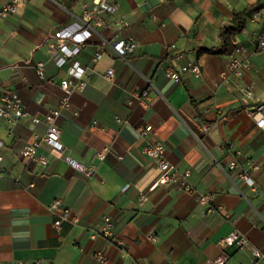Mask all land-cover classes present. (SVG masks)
Returning <instances> with one entry per match:
<instances>
[{"label":"crops","instance_id":"0c3cea01","mask_svg":"<svg viewBox=\"0 0 264 264\" xmlns=\"http://www.w3.org/2000/svg\"><path fill=\"white\" fill-rule=\"evenodd\" d=\"M8 1L0 0V6ZM91 1L27 0L15 15L0 17V86L18 91L30 113L16 123L0 118V140L6 144L0 167V264H215L222 253L227 264L253 262L249 248H223L220 242L237 229L264 252V130L243 111L249 100L237 85L219 80L229 57L199 55L198 49L219 45L221 29L240 13L246 27L237 44L248 48L252 62L241 83L253 88L252 103H264V52L254 47L255 39L264 37V19H252L264 0H115L117 15L128 21L122 36L134 37L137 49L128 60L105 51L90 62L86 88L73 92L71 107L58 118L63 154L45 146L40 154L48 157L47 165L22 158L17 150L47 130L33 117L58 105L59 82L68 76L51 59L48 42L55 30L75 23ZM102 33L114 35L110 28ZM99 49L94 37L78 59L88 63ZM193 61L201 64V76L181 72L175 79L165 72L167 66L181 71ZM39 62H45V79L35 68ZM110 66L117 72L113 81L106 76ZM145 90L148 102H139L133 94ZM148 124L153 126L148 138L163 141L178 168L191 169V182L199 192L214 194L219 211L207 213L196 192L173 186L150 190L160 171L143 153L140 129ZM96 151H104L105 158ZM69 155L93 165L95 174L88 177L70 166ZM233 160L261 193L254 194L230 169ZM141 193L147 201L140 200ZM56 197L80 216L79 224L54 226L49 203ZM106 214L124 245L93 236ZM98 251L106 262L98 260Z\"/></svg>","mask_w":264,"mask_h":264},{"label":"built area","instance_id":"2783aa9c","mask_svg":"<svg viewBox=\"0 0 264 264\" xmlns=\"http://www.w3.org/2000/svg\"><path fill=\"white\" fill-rule=\"evenodd\" d=\"M26 2L27 0H9L0 6V17L8 18L15 15L19 6ZM117 10L118 4L115 0H92L91 2L83 4L81 13L75 23L55 30L48 42V50L51 59L60 68H65L68 76L62 78L59 82L62 92L58 105L51 108L43 116L36 115L33 117L34 122L44 121L47 124L46 132L36 136L33 141L22 145L17 150L18 156L47 165L49 163L48 157L40 154L42 147L46 146L58 154H63L66 146L63 141V130L58 123V118L64 109L71 107V95L73 92L83 91L86 88V73L90 62L97 61L105 51L110 53L114 58L124 60H128L133 55L138 47V42L134 37L122 36V32L127 27L128 21L126 17L117 15ZM252 19H264V8L254 10ZM106 28L112 29L114 35L111 37L104 35L102 30ZM94 37L100 39L101 49L93 52L88 63L81 62L78 59L79 56L89 47ZM254 47L257 51L264 52V37H257L254 42ZM251 66L252 62L249 57L248 48L244 45L237 44L233 55L229 56L228 67L220 74L219 80L222 84L237 85L239 92L249 100V103L243 107V111L255 121L259 128L264 130V103H252L251 100L255 97L253 88L241 83L245 71L251 68ZM35 68L40 78L45 79V62H39ZM165 72L172 78L180 79L181 72H189L195 76H201L202 67L199 61H193L182 66L181 71L167 66ZM106 76L111 81L115 80L117 76L116 69L110 66L106 71ZM133 96L139 102L146 103L148 102L150 91H136ZM29 115L30 113L18 91L6 90L0 86V118L9 123H16L26 119ZM208 129L209 126L205 124L203 128L204 132H208ZM152 131L153 126L151 124L140 129L141 136L146 139L143 153L153 161L160 171L159 178L151 185L150 190H155L163 186H173L182 192H196L198 201L206 206L207 213L219 211L222 206L214 204V194L199 192L195 188L190 180L191 169L181 170L178 168L177 165L169 160L165 143L161 140H151L148 138ZM5 146L4 140H0V167L5 160L3 153ZM95 154L100 159H104L106 156L104 151H96ZM65 160L70 166L88 177H92L96 172V168L93 165L81 162L73 156H66ZM229 167L231 170L237 172V175L249 185L254 194L262 192L259 185L247 170L240 168L237 160L231 161ZM255 167L257 168V166ZM128 188L129 185H126L123 190L126 191ZM243 195L245 194L243 193ZM139 198L141 201L148 200V196L144 193H141ZM49 207L56 214L54 220V226L56 228H60L64 222L79 224L81 221L80 216L59 197L52 199ZM96 234L111 240L118 246L124 245L114 230V220L111 215L106 214L103 216L102 224L93 236H96ZM220 243L223 248L229 246H234L238 250L249 248L253 256V262L246 264H259V261L264 259V252L251 244L248 237L237 229L222 238ZM96 255L99 261H107V256L103 251H98ZM227 259V255L222 253L214 259V263L227 264ZM14 264L46 263L43 260H36L34 262L19 260ZM132 264H139V262L134 261Z\"/></svg>","mask_w":264,"mask_h":264},{"label":"trees","instance_id":"16d2710c","mask_svg":"<svg viewBox=\"0 0 264 264\" xmlns=\"http://www.w3.org/2000/svg\"><path fill=\"white\" fill-rule=\"evenodd\" d=\"M246 27V19L238 12H234L233 25L224 26L220 33V44L211 48L200 47L198 54L211 53L217 55L232 56L237 45V36Z\"/></svg>","mask_w":264,"mask_h":264}]
</instances>
